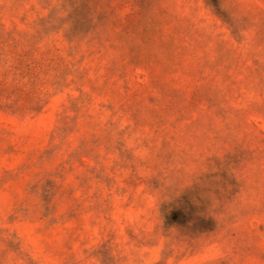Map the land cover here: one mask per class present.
I'll use <instances>...</instances> for the list:
<instances>
[{"label": "rangeland", "instance_id": "374dc122", "mask_svg": "<svg viewBox=\"0 0 264 264\" xmlns=\"http://www.w3.org/2000/svg\"><path fill=\"white\" fill-rule=\"evenodd\" d=\"M0 264H264V0H0Z\"/></svg>", "mask_w": 264, "mask_h": 264}]
</instances>
